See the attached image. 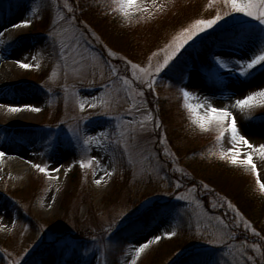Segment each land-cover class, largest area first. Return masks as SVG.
I'll return each mask as SVG.
<instances>
[{
	"label": "snow or ice",
	"instance_id": "obj_1",
	"mask_svg": "<svg viewBox=\"0 0 264 264\" xmlns=\"http://www.w3.org/2000/svg\"><path fill=\"white\" fill-rule=\"evenodd\" d=\"M3 2L0 0V5ZM32 2L29 0L24 18L8 27L0 25V44L16 41L6 35L10 29L28 27L37 19H46L42 51L54 55L57 64L66 71L72 66L76 76L92 77L86 86L95 94L81 95L74 85L72 93L78 97L76 106L80 114L69 118L70 127L60 129L66 133L67 142L75 145L79 157L67 167L78 165L84 170L85 178L91 169L96 184L118 171L123 172L122 161L131 164L127 159L129 144L141 140L149 143L141 133L149 132L151 123V132L155 135L151 136L150 146L156 167L154 171L149 170L148 179L162 181L170 187L171 191L163 195L173 198L160 205L146 198L134 210L138 215L133 216V210L119 211L106 227L88 225L79 235L72 229L53 231L43 226V235L51 233L45 243L57 254L55 264H87L86 258L94 252L98 253L95 264H109L107 259H102L104 249L118 253L113 264H138L141 253L149 245L176 236L177 228L187 229L198 237L197 250L190 254L189 264H264V229L258 230L236 203L227 196L217 195L210 184L197 180L179 165L180 157L169 145L161 119L158 91L161 85L170 89L189 128L198 127L202 134L210 135L204 146L209 149V155L218 156L225 166L243 169L264 193V136L259 140L250 138L244 122L257 108H264V84H257V80L264 79V0H206L200 12L188 17L139 60L109 47L88 20L81 18L92 10L91 4L85 7L82 0L63 3L52 0L51 6L57 9L53 18L49 6L43 9L44 16L38 17V9L31 7ZM104 7L103 15L119 14L131 23L132 14L147 13L151 20L156 19L153 13H164L167 4L164 0H110ZM30 60H36L31 50L15 63L24 69L40 68V64ZM97 78L103 81L99 87H96ZM226 81L233 82L234 91L224 90ZM247 84H256V87L247 88ZM217 91L222 92L220 97ZM121 93L126 108L118 105L119 111H86L103 105L106 94L120 98ZM68 95L65 90V104ZM5 107L13 112L40 111L32 103ZM95 116H104L106 120L96 123L92 119ZM48 143L53 145L54 141L50 139ZM4 155L6 151H0V156ZM34 167L41 173H55L52 179H57L64 165L35 163ZM51 200L49 207L55 202L54 195ZM189 200L204 208L205 215L192 212L186 203ZM157 215L163 217L160 223L166 227L158 225L159 234L150 229L137 238L141 226ZM177 220L180 221L177 228H172ZM123 232L128 235H121ZM28 253V248L19 254L2 249L0 264H26Z\"/></svg>",
	"mask_w": 264,
	"mask_h": 264
},
{
	"label": "rangeland",
	"instance_id": "obj_2",
	"mask_svg": "<svg viewBox=\"0 0 264 264\" xmlns=\"http://www.w3.org/2000/svg\"><path fill=\"white\" fill-rule=\"evenodd\" d=\"M63 2L64 0H60V3ZM164 2L167 4L166 11L153 13L156 17L154 20H151L147 13L132 14L131 23L119 14L108 17L113 28L129 30L131 36L135 31L134 39L137 40L133 44L135 48L133 49L132 46L128 51L110 44V39L104 37L103 33L89 22V18L87 20L109 47L124 54H131L139 60L156 43L172 34L188 17H194L200 12L201 5L206 0H164ZM82 3L84 4L83 0ZM102 3L99 7L101 14L105 12L104 6L109 4L110 0H102ZM51 4L52 0H44L42 3L33 0L31 7H36L38 17H42L43 9L49 6L54 18L57 9ZM28 8L29 0H4L0 5V25L8 27L18 19L24 18ZM81 18L86 19L83 16ZM46 28L47 20L37 19L31 26L10 29L6 33L7 36L16 39L14 43L0 44V145H2L0 151L24 158L21 167L9 168L4 164L3 156H0V250L7 248L9 252L15 251L19 254L28 248L26 264H55L57 254L50 251L45 243L51 235V233L43 235L45 225L53 231L72 229L79 235L88 225L93 228L106 227L119 211L133 210V216L138 215L134 210L139 208L146 198L157 205L173 199L163 195L164 192L171 191L170 187L165 186L162 181L148 179L149 170L154 171L156 167L150 146L151 136L155 135L151 132V123L148 125L149 132L141 133L149 143L141 140L139 143L129 144L127 159L131 164L122 161L125 168L123 172L118 171L110 178L106 177L100 184H96L91 169L88 170L85 178L84 170L78 165H74L71 169L67 167L73 159L79 158L76 156L75 145H70L66 140V133L60 131L71 126L68 123L70 117L80 114L76 106L78 97L72 93V88L75 85L81 95L95 94V92L86 86L88 80L92 79L91 76H76L72 66L66 71L57 64L54 55L42 51ZM137 30H141L138 35L143 41L137 36ZM113 39L117 40L115 36ZM118 42L126 46L122 38ZM32 45L35 47L29 49L28 47ZM29 50L36 56L35 61L29 62L40 64V68L24 69L15 63ZM81 79L83 83H79ZM102 82L97 78L96 87ZM257 84H264V79L257 80ZM246 87L255 88L256 84H247ZM49 88L51 92L47 91ZM65 90L69 94L66 104ZM224 90L234 91L233 82L226 81ZM161 94L166 107L161 119L169 145L176 156L180 157L179 165L185 172L206 183L208 182L201 176L203 173L215 178L218 173L225 172L227 178H222L224 180L222 182L228 189L240 193L243 191L252 193L250 199L242 197L241 201L254 216L258 217L262 214L264 224V204L261 203L264 193L252 183V177L240 168H234L231 173L226 172L224 170L226 166L219 161L218 156L209 155V149L204 147L210 135L202 134L198 127L194 130L189 128L182 112L178 110L174 94L170 89L163 87ZM216 95L220 97L222 92L217 91ZM103 99L105 101L103 105L86 111H119V108L127 107L123 93L120 98L106 94ZM15 103H32L40 108V111L22 109L13 112L5 107L7 104ZM92 119L96 123H104L106 117L95 116ZM61 121L65 123L61 124ZM244 122L250 138L259 140L264 136V108H257L252 117L244 118ZM171 131L175 136L180 135V138L178 139L177 136L173 139ZM50 139L54 141L53 145H49ZM115 155H119V149ZM29 160H32L33 164H29ZM57 162L64 165L57 179H52L56 176L55 173H41L34 167L35 163L55 166ZM53 195L55 202L49 207ZM186 203L189 204L192 212L200 216L205 215L204 208L196 205L195 200ZM245 217L251 220L246 215ZM161 219L163 217L157 215L154 219H150L146 226L142 225V230L136 234L137 238L145 235L150 229L159 234L158 225L159 228L166 227L165 224L160 223ZM179 223L180 221L177 220L171 227L177 228ZM121 235L126 236L128 233L123 232ZM197 241L198 237L189 230L177 228L176 236L149 245L141 253L138 264H189L190 254L197 250ZM249 242L253 241L250 239ZM103 251L105 255L102 259H107L109 264H113L118 253H112L107 249ZM97 255L98 253L94 252L88 256L87 264H95ZM165 256L167 259L164 262Z\"/></svg>",
	"mask_w": 264,
	"mask_h": 264
},
{
	"label": "trees",
	"instance_id": "obj_3",
	"mask_svg": "<svg viewBox=\"0 0 264 264\" xmlns=\"http://www.w3.org/2000/svg\"><path fill=\"white\" fill-rule=\"evenodd\" d=\"M83 2H84V4L83 3L82 4L85 7H87L89 4L92 5V10L86 12L83 17L86 19L89 18L88 19L89 22L95 28L99 29V31L101 33H103L104 37H106L107 39H110L109 40L110 44L114 45L115 47H117L121 50L127 49L126 51H128V49L130 50L132 48L134 42H137V40L134 39L135 38V31L131 36V32L129 30H119V28H117V27H116V29H115V27L113 28V26L110 25V21L108 19L109 16L102 15L100 8H97V5H99V7H100L103 4L102 0H87V1L83 0ZM136 32H137L136 33L137 36H139L141 41H143V38L140 35H138L141 32V30H137ZM122 35H123V37H122ZM108 36H109V38H108ZM114 36L117 38L118 41L121 38L123 40H125L126 46L121 45L117 40L113 39ZM134 48L135 47L133 46V49ZM162 88L163 87L161 85L159 90H158L160 92L161 117L165 114V109H166L164 100L162 99V96H161L162 95L161 94ZM171 133H172L171 137L173 139L177 138V136H178V139L180 138V135L175 136L173 131H171ZM224 170L228 173L229 172L231 173V171H234V168H230V167L226 166V167H224ZM201 176L203 177L202 179L206 180L209 184H211V186L216 190L217 195L222 194L224 196H227L232 201L234 200L238 204V206L240 207L241 211L244 212V214L248 218L251 219L254 226H256L259 230L264 229L263 215L260 214V216H258V217L254 216L252 211L250 209H248L241 201L242 197H243V199H246V197H249L248 199H250L252 193H250L249 191L248 192L243 191V193H240V192L235 191L233 189H231V190L228 189L226 187V185L222 182V181H224V180H222V178H227V177H225L226 176L225 172L218 173L215 178L212 176H206L204 173ZM256 198L258 199L259 197L256 196ZM261 199H262L261 203L264 204V199L263 198H261ZM168 247H170V246H168ZM166 259H167V257L165 256L164 262L166 261Z\"/></svg>",
	"mask_w": 264,
	"mask_h": 264
},
{
	"label": "bare ground",
	"instance_id": "obj_4",
	"mask_svg": "<svg viewBox=\"0 0 264 264\" xmlns=\"http://www.w3.org/2000/svg\"><path fill=\"white\" fill-rule=\"evenodd\" d=\"M3 159L5 160V165H8L9 168H13V166L16 167H21L22 164L24 163V158L23 157H17V156H13L11 154H6L3 156Z\"/></svg>",
	"mask_w": 264,
	"mask_h": 264
}]
</instances>
